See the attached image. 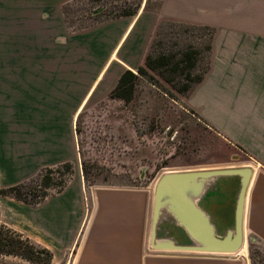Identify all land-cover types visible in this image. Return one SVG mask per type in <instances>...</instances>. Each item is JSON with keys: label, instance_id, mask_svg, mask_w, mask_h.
Masks as SVG:
<instances>
[{"label": "crops", "instance_id": "0c3cea01", "mask_svg": "<svg viewBox=\"0 0 264 264\" xmlns=\"http://www.w3.org/2000/svg\"><path fill=\"white\" fill-rule=\"evenodd\" d=\"M68 1L0 0V188L77 159L74 117L104 99L123 71L135 73L160 19L208 26L209 68L181 101L249 159L234 167L250 170L242 232L264 247V0H161L153 12L142 9L73 36L87 58L79 62L64 60L61 7ZM151 185L86 189L77 175L34 205L0 196V224L63 264H248L245 250L232 257L154 249ZM156 237L192 243L168 218L159 221Z\"/></svg>", "mask_w": 264, "mask_h": 264}, {"label": "rangeland", "instance_id": "374dc122", "mask_svg": "<svg viewBox=\"0 0 264 264\" xmlns=\"http://www.w3.org/2000/svg\"><path fill=\"white\" fill-rule=\"evenodd\" d=\"M75 1L77 3L69 7V19L64 18V60L79 62L87 58L83 46L77 43L73 36L89 32L96 24L113 18L94 23L87 15L97 7H99L97 10H103L102 0ZM115 1L117 0H113V4ZM160 1L140 0L137 11L143 9L153 12L158 8ZM130 2L132 0H126V3ZM104 11L103 15H106L107 8ZM169 21L171 20L160 19L156 23V26L160 24L159 28L168 31L169 34L156 35L155 26L148 48L152 45L155 52L159 49L175 51L181 47L180 43L186 41L196 47L205 44V33L203 37H200L195 27H183L186 23L179 22L172 23L170 26ZM185 28L188 31L181 33ZM156 41L161 42L162 45L157 46ZM197 59L192 74L200 73L206 57L199 54ZM150 74L159 87L164 88L174 99L167 97L159 87L139 78L133 99L126 105L120 100L108 99V95L102 100L88 102L73 120L77 159L69 162L71 172L66 175V183L77 175L82 176V163L87 169V182H84L86 189L94 186L147 188L166 170H214L249 163L245 154L227 137L192 109L193 112H189V107L182 103V96L175 89L156 73L150 72ZM61 173L63 174L54 173L52 180L57 181L66 174L62 170ZM36 183L38 180L29 182L27 185L33 187ZM237 190L238 183L230 182L229 185L227 183V185L213 188L209 191L208 199L203 197L198 201V205L210 216L212 222H217V219L222 220L224 227L219 228L220 233L225 228L232 227ZM48 192L55 193L53 190ZM226 195L230 199L228 207L223 201ZM208 202L213 203L211 206L215 207L217 204L220 207L213 208L214 212L209 204L206 205ZM212 211L215 217L211 215ZM243 242L248 264H264V247L256 241L248 243L245 232ZM0 264L32 263L17 256L0 255ZM48 264H63V261L51 262L50 259Z\"/></svg>", "mask_w": 264, "mask_h": 264}, {"label": "trees", "instance_id": "16d2710c", "mask_svg": "<svg viewBox=\"0 0 264 264\" xmlns=\"http://www.w3.org/2000/svg\"><path fill=\"white\" fill-rule=\"evenodd\" d=\"M99 1V0H92ZM77 3L75 0H71L62 5L61 9L65 20L69 19V7ZM140 0H132L130 3H126V0H117L113 4V0H102L103 10H92L87 16L96 23L107 18H118L134 15L139 7ZM107 5V6H106ZM159 4L157 5V7ZM156 7V8H157ZM106 15L104 9H106ZM168 23V22H167ZM172 21L168 24L172 25ZM183 24V23H182ZM160 24H157L155 34L163 36L168 35L169 32L160 29ZM195 27L200 37L206 35V42L201 46H193L189 41L180 43L181 47L175 51L170 50H157L155 52L154 46L150 45L147 53L143 58V64L138 66L135 73L125 70L117 79L116 84L108 93V99L120 100L124 105L128 104L134 96L135 86L139 78L147 80L151 85L159 87L157 82L153 79L151 73H156L161 77L163 81L169 84L175 91L181 95H187L193 87L201 81L203 75L209 68V56L211 49V38L213 35V29L208 26H196L183 24V27ZM163 31V32H162ZM188 31L183 29L181 33ZM164 33V34H163ZM157 46L162 45L161 42L156 41ZM199 54L205 55V64L202 67L200 73L192 74V71L196 67L197 57ZM167 97L174 99L171 94L167 93L164 88H160ZM189 112H193L190 108ZM71 164L64 162L57 165L55 168H42L38 173L27 181L17 183L12 186L0 188V196L11 197L17 201L34 205L40 202L46 195L50 194L48 190L59 192L66 184V178L70 174ZM61 170L66 174L64 177L58 178L57 181H53L52 175L54 173L63 174ZM83 181L87 182V169L84 163L81 164ZM33 187L28 186L29 182L36 181ZM248 243H251L250 241ZM0 255H11L20 257L32 264H48L51 259V254L48 250L38 245L31 243L27 238L22 237L19 233L11 230L10 228L0 225Z\"/></svg>", "mask_w": 264, "mask_h": 264}, {"label": "water", "instance_id": "95a60500", "mask_svg": "<svg viewBox=\"0 0 264 264\" xmlns=\"http://www.w3.org/2000/svg\"><path fill=\"white\" fill-rule=\"evenodd\" d=\"M250 174L246 167L214 170H167L158 176L151 208V246L156 250L189 251L207 254L236 253L243 245L242 208L245 186ZM238 176V190L233 208L232 227L219 232L216 222L198 205L209 191L220 187L219 179ZM168 218L191 239L178 245L170 237L158 240L159 221ZM247 240H249L247 238Z\"/></svg>", "mask_w": 264, "mask_h": 264}, {"label": "bare ground", "instance_id": "6f19581e", "mask_svg": "<svg viewBox=\"0 0 264 264\" xmlns=\"http://www.w3.org/2000/svg\"><path fill=\"white\" fill-rule=\"evenodd\" d=\"M231 168H234V167H231ZM239 168H241V167H239ZM167 171V170H166ZM165 171V172H166ZM156 180H157V178L153 181V185H152V190H153V188H154V185H155V182H156ZM247 189H248V184H246V186H245V190H244V196L243 197H246V192H247ZM243 220H244V218H243V210H242V218H241V224L243 225ZM245 250V247H244V243H243V245L241 246V248L236 252V253H231V254H227L228 256H240L241 254L240 253H243L242 251H244ZM244 255H245V253H244Z\"/></svg>", "mask_w": 264, "mask_h": 264}]
</instances>
